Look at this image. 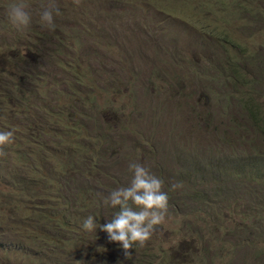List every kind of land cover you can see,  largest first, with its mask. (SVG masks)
Masks as SVG:
<instances>
[{"label": "rangeland", "instance_id": "obj_1", "mask_svg": "<svg viewBox=\"0 0 264 264\" xmlns=\"http://www.w3.org/2000/svg\"><path fill=\"white\" fill-rule=\"evenodd\" d=\"M13 2L0 264H264V0H51L54 30L50 0H25L22 31ZM131 163L162 180L168 211L128 258L99 225Z\"/></svg>", "mask_w": 264, "mask_h": 264}, {"label": "clouds", "instance_id": "obj_2", "mask_svg": "<svg viewBox=\"0 0 264 264\" xmlns=\"http://www.w3.org/2000/svg\"><path fill=\"white\" fill-rule=\"evenodd\" d=\"M79 4V0H74ZM25 0H15L7 8V18L17 30L26 29L31 22ZM54 14L59 15V9L54 2H49L42 11L40 19L49 30L55 29ZM14 140L13 131H0V156H6L4 146ZM129 169L133 178L128 186L113 190L105 202L119 211L105 225L99 228L108 234L111 242H117L131 256L133 246L144 247L152 238L156 227L163 223L168 211V195L162 190L163 182L152 174L148 168L139 163H131ZM178 187L173 185V189ZM132 205H135L134 208ZM86 231H96L97 223L93 216H88L82 224Z\"/></svg>", "mask_w": 264, "mask_h": 264}, {"label": "trees", "instance_id": "obj_3", "mask_svg": "<svg viewBox=\"0 0 264 264\" xmlns=\"http://www.w3.org/2000/svg\"><path fill=\"white\" fill-rule=\"evenodd\" d=\"M56 152H58V151H56ZM90 159H91V157H90ZM92 159H93V158H92ZM52 160H55V159H54V157H53V159H52Z\"/></svg>", "mask_w": 264, "mask_h": 264}]
</instances>
